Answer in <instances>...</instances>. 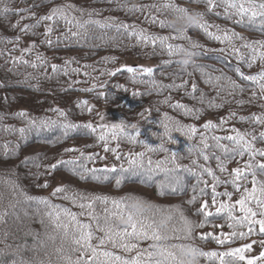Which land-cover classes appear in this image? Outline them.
Masks as SVG:
<instances>
[{"label": "trees", "instance_id": "16d2710c", "mask_svg": "<svg viewBox=\"0 0 264 264\" xmlns=\"http://www.w3.org/2000/svg\"><path fill=\"white\" fill-rule=\"evenodd\" d=\"M131 2L0 0V259L10 264H26L23 260L28 264H68L69 257L73 264L78 259L87 264H93V261L94 264H122L123 261L153 264L159 259L155 253L160 251L162 244L176 253L190 245L204 253H217L216 256H199L198 264H246V260L241 262L231 255L219 254L245 244L253 245V241H264V234L258 231L259 225L255 226L256 230L251 235L241 237L239 233L248 232L246 224L237 223L230 227L233 221L227 214L216 213L215 207L220 202H227L235 206L234 217L243 216L235 201L245 194L244 187L251 190L252 177L249 176L247 184L239 189L231 183H224L230 179L228 172L243 167L249 156L229 157L226 164L228 171L221 172L217 167V157L223 160L225 153L217 144L228 148L234 145L226 139L219 142L213 139L234 135L231 129H237L249 134L245 139L251 141L256 150H264V138L260 137V133L264 132V123L254 118L264 117V93L260 87L264 81L259 77L264 69V59H261L264 46H257L256 52L244 46L252 41H264V20L257 17L254 22L249 21L247 16L235 15L232 9L226 14L220 0H216L211 11L208 10L207 0H135L136 6L143 7L129 10ZM168 2L179 7L200 8L202 22L209 25L208 31L215 35L234 32L243 39L221 42L198 27L187 29L184 36L168 27L161 28L158 23L152 22V18L167 21L175 14L172 9L162 7ZM5 5L19 11L4 14ZM63 5L73 6L68 11L83 27H77L76 21L66 25L59 20L41 22L30 31H21L24 25H35L39 16ZM153 5L159 10L151 7ZM241 19L242 23L236 22ZM88 20L100 23L85 24ZM46 23L54 24L47 37ZM120 24L135 25L137 33L143 29L149 36L175 37L169 43L191 47L196 53L193 63L179 71L176 63H163L175 58L169 57L159 42L152 45L150 41H142L129 34L133 31L131 27H118ZM74 31L79 35L72 36ZM24 37L33 40L30 51H22ZM48 39L51 45L44 42ZM193 44L200 47H193ZM232 47L238 48L239 54L231 52ZM95 49L98 51L96 56ZM123 57L151 60L155 66L151 74L139 70L130 73L118 68ZM52 65L57 66L56 71H53ZM237 68L244 76H256L257 80L243 79L235 71ZM209 77L212 82H208ZM217 77L221 78L217 80ZM224 77L230 78L239 88L234 90ZM20 97L24 100H19ZM55 109L61 110L63 115ZM100 109L116 110L119 123L125 127L124 133L117 132L116 139L111 138V129L99 127L94 122ZM20 112L26 115H17ZM208 121L214 127L205 128ZM65 123L76 127L65 129ZM88 124L92 127H86ZM131 125H136V129ZM164 125L172 131L169 136L162 137ZM187 125L195 127L196 132L186 135L188 129L184 126ZM101 134L106 135L105 140L100 139ZM129 136L135 137L137 142H131ZM253 137L256 139L253 140ZM161 144L167 151L159 149ZM70 148L78 151H65ZM137 153H143V156H136ZM173 154L179 168L171 162ZM89 155L92 159H87ZM129 155L135 163L129 162ZM108 157L116 162L114 171L98 166ZM57 160H74L76 163L58 166L49 173L47 166ZM165 160L167 162L158 168L157 162ZM254 160L257 164L264 163V157L259 155ZM192 161L196 164L193 165ZM84 168L100 171L84 172ZM206 168H211L220 181L216 192L231 193L230 197L218 195L216 206L212 205L213 177L202 171ZM105 169L108 171H103ZM152 170L158 172L163 181L156 179ZM93 175L99 179H93ZM171 178L175 180L173 185L167 182ZM117 179L120 180L119 185L116 184ZM147 179H151L152 183ZM257 180L264 181V172L257 170ZM45 182L48 186L42 187ZM56 183L66 191L53 195ZM201 189H204L203 193ZM179 195L183 199L179 200ZM66 196L69 198L66 199ZM74 196L77 197L75 202L72 199ZM104 196L139 199L141 211L137 219L153 225L163 239L156 241L143 236L115 235L109 239L102 229L109 226L114 232L125 227L129 232L132 229L129 222L121 224L116 218L106 219V207L111 211L117 210L99 199ZM193 196H196L195 200H192ZM27 201L35 205L34 210H18L26 221L18 224V220H22H14L12 207ZM204 202L209 204L211 217L197 213ZM89 204L91 207H88ZM250 206L255 208L254 200L250 201ZM64 210L74 214L75 219L67 216ZM186 221L195 224L203 221L204 226L194 227L189 234ZM77 224L89 226L86 229L91 233L88 243L96 250L93 261L88 260L92 252L84 249V242L81 241L80 245L75 243L80 237ZM25 228L29 232L41 231L44 243L34 249L27 248L25 245L31 237H23ZM151 231L148 230L149 237ZM233 232L237 235L232 236ZM206 233L212 235L201 239V235ZM224 237L227 238L223 243L218 242ZM104 252L121 259L114 261L105 257ZM244 255L252 258L260 254L255 255L251 247ZM257 264H264V260H259Z\"/></svg>", "mask_w": 264, "mask_h": 264}, {"label": "snow or ice", "instance_id": "6c2138e0", "mask_svg": "<svg viewBox=\"0 0 264 264\" xmlns=\"http://www.w3.org/2000/svg\"><path fill=\"white\" fill-rule=\"evenodd\" d=\"M216 0H207V5H208V10L211 11L215 5ZM220 3L223 4L225 6V12L226 14L228 13L229 9L234 10L235 15L237 16H241L242 18L244 16H247L249 21L254 22L255 18L260 17L262 20H264V0H261L260 3H257L256 0H239V2H237V0H220ZM35 6V5H34ZM72 5H63V6H57L52 8L46 15L43 16H39L36 19V24L35 25H24V28L21 29V31H30L32 28L36 27L37 25H39L41 22H47V21H53V22H58L59 20H63L65 22L66 25H71L73 23V21H76L75 17H72L68 11V9L72 8ZM141 7L143 6H135L134 8H136V10H139ZM151 7H157V10H159L158 6H151ZM163 8L165 9H172L173 12L175 13H182L184 11H186L187 9L185 7H179L176 4H173L171 2L165 3L162 5ZM10 11H19V10H13L10 9L9 7H7V5L4 6L3 8V13L7 14ZM31 15L35 16V13H31V9L27 10ZM89 15H91V13H89ZM203 16V14H202ZM229 18H231V16H229ZM111 19V18H108ZM152 22L153 23H158L159 26L161 28L167 27L166 25V20L165 19H157L156 17L152 18ZM237 23H242L243 19L236 21ZM85 24L87 23H100L99 21H92V20H88L84 22ZM76 26L77 27H83L82 24L79 23V21H76ZM118 27L121 28H129L131 27L133 29L132 32H130V35H136L138 39L145 41V42H151L152 45H156L157 42H159V44L164 48L165 52L167 53V55L169 57H174L176 50L180 47H182L179 44H173V43H169L170 39H174L175 37H169L168 35H151L149 36L147 33L144 32L143 29L140 30L139 33H137L135 31V25L129 26L127 24H120L118 25ZM196 27L200 28L202 31H204L208 36L213 37L216 40H220L221 42H223L224 40H228L229 43L231 42V40L233 38H237V39H243L242 37H239V34L237 33H228L225 32V34L223 36L221 35H215L212 32L208 31V27L209 25H207L204 22H201L199 25H197ZM214 27H219V26H214ZM54 28V24H45V36L47 37ZM175 31V30H173ZM187 29L182 30V31H175L178 32L179 35L184 36L186 33ZM35 34V33H33ZM72 36H78L79 33L78 32H71ZM17 39H19L17 37ZM46 43H48L49 45H51V40L48 39L46 41H44ZM245 47H251L253 49L254 52L258 51V47L257 46H264V41H252L249 42L247 44L244 45ZM193 47H200L199 44H193ZM30 48H25L22 51H30ZM221 51H224L223 49H221ZM231 52L239 54V49L232 47ZM253 59H255V57H253ZM261 59H264V55L261 56ZM25 63H27V61H25ZM163 63L165 64H171V63H177L176 60H165L163 61ZM35 66V65H33ZM53 71L57 70V66L56 65H52ZM128 72L130 73H135L138 71L137 68L134 67H127L126 69ZM139 71L144 72V73H148L151 74L152 73V68L151 67H141L139 69ZM235 71L237 73H239L241 75V77L245 80H252V81H256L257 77L256 76H244L243 73H240V69L237 68L235 69ZM259 77L262 81H264V69L261 70V72L259 73ZM221 77H217L216 79H220ZM225 79H228L229 82L231 83L233 89H238L239 85H236L234 81H230V78L224 77ZM208 82H212V78L209 77ZM153 83H155V81H153ZM174 85H168V87H172ZM177 87L181 86V85H175ZM261 87V91L262 93H264V83L260 84ZM193 88L195 89V85H193ZM242 90V89H240ZM203 95V94H202ZM253 96H255V93H253ZM86 103V102H85ZM176 107H185L184 105H175ZM54 111L60 113V115H63V113L61 112V110L59 109H55ZM189 112L191 111L190 109L188 110ZM17 115L19 116H25L26 114L24 112H20ZM234 115V113H233ZM255 120L257 122H262L264 123V117L261 116H255L254 117ZM243 119V118H242ZM224 121L222 120L221 123H223ZM34 123V121H33ZM63 127H65V129H71L73 127H76V125H73L71 123H65L63 125ZM86 127L91 128L92 125L88 124L86 125ZM131 127L133 129H136V125H131ZM164 132L161 134V136H169L170 132L172 131L168 125H164ZM188 129V132L185 133L186 135L189 133H195L196 129L195 127L191 126V125H187L184 126ZM205 128H211L214 127V125L212 124L211 121H208L205 123L204 125ZM95 129H93L94 131ZM111 130L113 132L112 135V139H116L117 138V132L119 133H124L125 132V127L122 126L121 124H113L111 126ZM179 130V129H177ZM21 132L24 131V129H20ZM231 131L233 133H235L234 135H229V136H225V137H213L214 140H216L217 142H219L220 140H228L229 142H231L234 147L232 148H228L227 146L221 145V144H217L218 147L222 148L224 153H225V158L223 160H221L219 157H217V167L220 169L221 172H227V168H226V164L228 162V158L232 157L234 158L235 156L239 155V156H243L245 154H247L249 156V160L247 162H245V164L243 165V167H237L232 169L230 172H228V175L230 177L229 180L224 181V183H231L233 185V187L239 189L242 185L247 184L248 182V177L251 176L252 180L251 183L253 185V187L251 188V190H249L247 187H244V195L241 196L240 199L235 201V205H239V211L241 213H243V216L241 217H234L232 215L233 211L235 210V206L232 205L231 203H227V202H220L217 205V200L216 197L219 196H231V193L225 191L223 193H217L216 192V185L218 183H220L218 177L215 176L213 170L211 168H206V169H202V171L206 172L208 175L213 177V184H212V205L216 206L215 207V211L216 213H226L228 218L230 220L233 221L232 224H230V227L235 226V224L239 223V224H246L248 226V232L244 233L241 232L239 233V235L241 237H244L246 235H251L256 229L255 226L259 225V233L260 234H264V181H258L257 180V170H259L260 172H264V163H260L257 164L255 163V156L259 155L261 157H264V150H256L253 146L251 141H248L245 139V137L247 135H249L248 133H241L239 130L237 129H231ZM260 137L264 138V132L260 133ZM101 140H105L106 139V135L105 134H101L100 136ZM256 139L255 137H253V140ZM129 140L133 143L137 142L136 138L133 136H129ZM203 140V137H202ZM142 143V142H141ZM205 147H207V145H205ZM160 150L163 151H167V149L163 148V144H161L159 146ZM106 150L107 147H106ZM149 151L153 150L151 148H148ZM65 151H78V149H74V148H70V149H65ZM112 151H115V149H112ZM83 153H81V157H83ZM136 156H143V153H137L135 154ZM87 159H92V156L89 155L87 157ZM204 159L207 160L208 156H204ZM167 161H159L157 162V167L159 168L162 164L166 163ZM177 168L180 167L179 164H176L175 162V158H174V154H173V159L171 161ZM76 161L74 160H69V161H64V160H57L55 164H51L48 165L47 168L49 170V173H51L52 171H54L58 166H62V165H69V164H75ZM130 163H135V160H131ZM149 163L151 164L152 162L149 161ZM193 165L196 164V161H192ZM37 167H39V165H37ZM81 167L83 168V165H81ZM189 171H192V169H188ZM97 171H100L98 169H87L84 168V172H91V173H95ZM103 171H108L107 169L103 170ZM114 171V169L112 170ZM36 175H42V173H37ZM81 178L83 179L84 176L83 174H81ZM93 179H99V177L93 175L92 177ZM199 179V178H198ZM116 184L119 185L120 184V180L117 179ZM42 187H47V182H45L44 185H41ZM207 186V185H206ZM61 191H66L65 188L62 187H57L54 189L53 191V195H55L58 192ZM201 193H203L204 189L200 190ZM259 192V195H257V193ZM66 199L69 197H65ZM77 197H72L73 202H75ZM31 199V198H30ZM102 199L106 204L110 203L112 208L116 209L117 211H111L108 207L105 208V212L107 214L106 219H114L117 217L118 214H121L124 207H125V201L127 200L126 198H122V199H116L114 197H109V196H104ZM196 196L192 197V200H195ZM255 201V208L250 206V201ZM81 207H84V205H81ZM88 207H91V204L88 205ZM209 204L207 202L201 203V206L199 209H197V213L204 216V217H211L212 216V212H210L209 210ZM65 214L69 217H71L73 220L75 219L74 214H72L70 211L68 210H64ZM139 216V212H129L128 213V218H129V227H131L132 231L129 232L128 228L125 227L123 229L117 230L114 232L112 227H107L105 229H102L106 232V236H108L109 239H111L114 235L115 236H119V237H131V236H143L144 238H151L153 240L156 241H160L163 239L162 236H160L156 230L154 229V226L151 224H146L143 221L138 220ZM260 217L259 219H257V217ZM186 223L189 225V234H191V231L194 227H203L204 223L203 221L200 224H195L194 222L191 221H186ZM77 227L80 230V237L78 239L75 240V243L77 245L81 244V241H83V247L85 250H89L92 252V256L88 257L89 261H93V257L96 256V250L94 248L91 247V245L88 243V241L91 239V233L90 232H86V229H88V225H81V224H77ZM148 230H152L151 231V236L149 237L148 235ZM211 233H206V234H202L201 235V239H205L207 236H211ZM232 236L237 235V233L233 232L231 234ZM227 237H224L223 239H218V242L223 243L224 239H226ZM104 241L102 240L101 243H103ZM261 243L262 246H264V241H253V243ZM134 246V245H132ZM160 251L163 253L165 258H160V259H156L153 261V264H180L181 259H183L186 255L187 252L185 250V248H180L179 253L173 252L169 249V246L167 245H160ZM252 245L251 244H245L243 245L241 248H236V249H230L229 252L227 253H220L219 255L221 256H227V255H231L233 257H235L238 261H245L246 260V264H257V262L259 260H264V251H262L259 255V257H252V258H246L244 253L245 251H250L251 250ZM126 250H127V246H126ZM199 256H207V255H212V256H216L217 253L212 252V253H204L202 251H200L199 249H197ZM103 255L105 257H111L114 261H120V257L116 256V257H112L111 253L108 252H104ZM149 255H153L152 253H149ZM198 256V257H199ZM198 257H197V264H198ZM68 259V264H73V262L71 261V258H67ZM75 264H87L86 261H82L81 259H78ZM94 264V261H93ZM122 264H130L129 261H123ZM131 264H139V261H132Z\"/></svg>", "mask_w": 264, "mask_h": 264}, {"label": "rangeland", "instance_id": "374dc122", "mask_svg": "<svg viewBox=\"0 0 264 264\" xmlns=\"http://www.w3.org/2000/svg\"><path fill=\"white\" fill-rule=\"evenodd\" d=\"M32 44H33V40H32L31 37L30 38H26V37L23 38V46H24V49L25 48L32 49ZM97 54H98V51H97V49H95L94 56H96ZM154 66H155V63L153 61H151V60H143L141 58H133V57H123L120 60V62L118 63V68L134 67V68H137L138 70L141 67H151L153 69ZM83 96H84L83 93H81V97H83ZM19 100H22L23 101L24 98L20 97ZM94 122L99 127L108 128V129H111V126L113 124H120L116 110H108V109H100L99 112H98L97 118L95 119ZM197 140H199V139H197ZM127 155L128 154H126L125 156H127ZM127 158L129 160V162L133 159V158H131L130 155ZM98 166L101 167V168L115 169L116 168V162H115V160L112 157L111 158L108 157L107 160L104 163H102V164H100ZM152 171H153L154 174H156V176H157L156 179H158L160 181H163L161 179V177L159 176L158 172H155L154 170H152ZM153 173H151L150 175L153 176ZM164 174L165 173H161L160 175H164ZM141 178L144 179V176L141 175ZM148 178H152V177H148ZM146 181L152 183V180L151 179H147ZM172 181L174 182L175 180H172V178H171L167 182H169L170 185L171 184L173 185V182ZM60 185L61 184L56 183V184H54L53 187L57 188ZM252 187H253V185H252ZM181 199H183V198H181V196H180V199L179 200H181ZM229 201H231V199ZM30 204L31 203H29L27 201L26 204H24L22 202V203L16 204L15 206L12 207V208H14V210L12 211V216H13L14 220L15 221H17L18 219L22 220V222L18 220V224H24V223H26V221H23V219L21 217L22 215H21L20 211H18V210H21V211L22 210H26V211H29V212H30V210H34V206L35 205L33 206V205H30ZM18 206H20V207H18ZM27 224H29V223H27ZM40 232L41 231L29 232L27 228H25L23 230V233L22 234H23V237L24 238L27 239L28 237H31L30 241H28L27 244L25 245L27 248L34 249L33 247H37V245L39 246L40 244L44 243L45 240L43 241V237L40 236L42 232L41 233ZM252 248L254 250V254L255 255L256 254H260L262 252L260 250H264V246H262L261 243H259V242L253 244L252 245ZM30 259H31V261H33L32 260L33 258H30ZM12 261L16 262V260H13V259H12ZM23 261H24V263L28 264L26 260H23ZM10 263L11 262H7L6 260L0 259V264H10Z\"/></svg>", "mask_w": 264, "mask_h": 264}, {"label": "clouds", "instance_id": "9594fccd", "mask_svg": "<svg viewBox=\"0 0 264 264\" xmlns=\"http://www.w3.org/2000/svg\"><path fill=\"white\" fill-rule=\"evenodd\" d=\"M127 3V0H125ZM135 0H132L130 4H128L129 10L134 8ZM187 10L182 13H175L171 17H169L166 21V25L169 29L175 30V31H182L185 29L194 28L197 25H199L202 20V12L200 8L198 7H192V8H186ZM196 53L193 51L191 47H180L176 50L175 53V60L177 61V70H183L186 69L190 64L193 63L194 57ZM140 201L139 199L135 197H129L125 201V207L121 214L117 215L116 220L118 223L125 224L129 222L128 213L129 212H140ZM162 227V225H161ZM197 247L194 245H190L186 247L187 255L181 259L180 264H197V257L199 256V253L197 251ZM155 255L158 256V258H165L163 253L161 251H157Z\"/></svg>", "mask_w": 264, "mask_h": 264}, {"label": "bare ground", "instance_id": "6f19581e", "mask_svg": "<svg viewBox=\"0 0 264 264\" xmlns=\"http://www.w3.org/2000/svg\"><path fill=\"white\" fill-rule=\"evenodd\" d=\"M78 58L80 59V57L78 56ZM124 69H127V68H125V67H123Z\"/></svg>", "mask_w": 264, "mask_h": 264}]
</instances>
